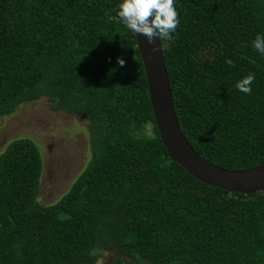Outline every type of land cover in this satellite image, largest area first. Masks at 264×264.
Masks as SVG:
<instances>
[{
  "label": "trees",
  "instance_id": "1",
  "mask_svg": "<svg viewBox=\"0 0 264 264\" xmlns=\"http://www.w3.org/2000/svg\"><path fill=\"white\" fill-rule=\"evenodd\" d=\"M121 2L0 0V116L45 96L87 121L91 150L67 190L41 204L40 149L28 136L9 140L0 264H96L102 248L143 264H264V190L207 185L169 157ZM175 5L180 24L160 43L184 136L220 167L262 163L264 55L252 42L264 35V0ZM249 73L245 94L235 85Z\"/></svg>",
  "mask_w": 264,
  "mask_h": 264
},
{
  "label": "rangeland",
  "instance_id": "2",
  "mask_svg": "<svg viewBox=\"0 0 264 264\" xmlns=\"http://www.w3.org/2000/svg\"><path fill=\"white\" fill-rule=\"evenodd\" d=\"M19 136L32 138L43 158L37 195L41 204L57 200L91 156L87 121L79 114L52 109L45 96L0 116V152L10 139ZM94 253L96 264H111L118 256L130 264H143L108 248L96 249Z\"/></svg>",
  "mask_w": 264,
  "mask_h": 264
},
{
  "label": "water",
  "instance_id": "3",
  "mask_svg": "<svg viewBox=\"0 0 264 264\" xmlns=\"http://www.w3.org/2000/svg\"><path fill=\"white\" fill-rule=\"evenodd\" d=\"M134 35L145 71L154 121L169 157L207 185L242 193L264 190V161L248 169H228L207 161L193 149L176 117L160 40L154 38V43L149 45L146 37Z\"/></svg>",
  "mask_w": 264,
  "mask_h": 264
},
{
  "label": "clouds",
  "instance_id": "4",
  "mask_svg": "<svg viewBox=\"0 0 264 264\" xmlns=\"http://www.w3.org/2000/svg\"><path fill=\"white\" fill-rule=\"evenodd\" d=\"M118 18L130 31L141 34L152 45L154 38L159 40L173 39L174 33L180 24L179 12L176 9L175 0H122L118 5ZM253 47L264 55V35L257 34L252 42ZM117 63L123 67L125 60L117 57ZM230 66H235L231 59L226 60ZM255 80V74L249 73L236 83V88L250 94L251 84Z\"/></svg>",
  "mask_w": 264,
  "mask_h": 264
}]
</instances>
